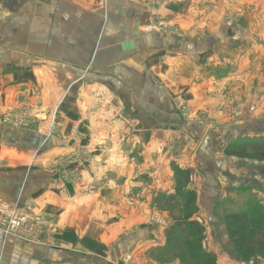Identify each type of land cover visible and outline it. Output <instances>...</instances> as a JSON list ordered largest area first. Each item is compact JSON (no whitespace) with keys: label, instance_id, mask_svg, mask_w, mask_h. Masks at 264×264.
Masks as SVG:
<instances>
[{"label":"crops","instance_id":"obj_1","mask_svg":"<svg viewBox=\"0 0 264 264\" xmlns=\"http://www.w3.org/2000/svg\"><path fill=\"white\" fill-rule=\"evenodd\" d=\"M178 4L167 1L149 9L142 0H0V207L24 214L31 201L32 214L43 222L32 220L15 236L4 235L0 223V264H95L99 259L96 264H109L114 243L116 260L131 251L128 242L118 243L126 219L111 223L109 210L98 215L99 230L89 233L95 194L87 187L99 176L98 164L92 159L72 163L70 154L122 150L127 135L143 136L141 150H163L168 157L176 137L183 140L176 152L195 145L178 103H189L199 115L214 102L220 79L214 73L206 81L199 63L205 49L219 45L224 35L180 41L150 30L156 24L188 28L190 13L181 16ZM236 63L229 77L238 75ZM15 111L28 117L26 123L15 124ZM237 120L243 123V113ZM235 127L226 126L224 134L235 133ZM207 134L221 143L211 130ZM203 139L195 154L204 163L197 189L202 202L214 199L215 186L248 190L247 181L257 186L264 178L261 167L260 178L238 177L232 166L237 158L219 161L218 150L210 159L201 157ZM67 152L70 157L64 159ZM135 157L133 165L142 168L135 174L152 176L153 182L159 181L155 172L168 177L166 158L157 169V160L152 166L150 157ZM113 163L102 160L101 172L111 171ZM114 171L112 180L125 184L126 170ZM114 194L102 192V198ZM147 238L140 229L133 236L138 242Z\"/></svg>","mask_w":264,"mask_h":264},{"label":"rangeland","instance_id":"obj_2","mask_svg":"<svg viewBox=\"0 0 264 264\" xmlns=\"http://www.w3.org/2000/svg\"><path fill=\"white\" fill-rule=\"evenodd\" d=\"M142 1L148 4L145 6L149 9L160 6L162 2L177 1L178 13L185 16L189 12L192 19L188 28L156 24L150 28L151 31L167 32L180 38V41L185 37L188 40L204 42L212 35L223 33L219 45L218 43L215 44L217 46L209 45V48L205 49L206 55L202 56L199 63L200 74L205 80L210 79L208 77L215 73L216 79H220L221 86L216 87L215 95L212 94L214 102L199 115H195L189 103L188 106L182 102L183 100L178 103L184 126L190 129L189 135L195 144L194 146L191 144L184 154L183 152L181 154V150L178 151L179 155L175 154L178 153L177 146H183V140H179V137H176L177 144L168 152V157L164 156L167 152L163 150H141L139 144H143V136L138 135H127L122 150L80 149L71 152L72 163L83 164L92 159L98 164L95 169L98 170L99 176L94 177V181L87 187L95 194L90 200L92 205L89 206V214L92 216V221L88 219L89 233L99 230L98 215L104 213L106 216L108 210L111 223L126 219L124 239H120L118 243L124 245L128 242L131 251L122 253L121 258L116 260L113 255L118 245L114 243L109 252V264H208L209 259H213L214 264H250L251 260L255 261V264H264V240L260 237L263 242L256 246L254 252L245 251L247 247L252 248L251 239L248 237L247 242L239 247L237 241L230 235L227 220L230 214L249 212L250 236H255L256 228L260 226L264 230V178L257 180V186H252L253 184L250 185L247 181L248 190L233 187L230 189L228 186L219 189L215 186L214 199L207 204L199 199L197 190L198 186L203 184L204 177L200 167L204 166V163L198 162L195 158L201 139L211 130L221 142L217 145L214 140L213 152L220 151L217 160L223 161L230 156L237 158V162L232 166H237L238 177L245 175L251 179L260 178V170L264 171V159H261L264 155V0H235L236 7H231L232 0H186L184 3L182 0ZM237 60L240 65L238 75L229 77L234 73ZM228 78H231V81L223 82ZM220 89L221 92L218 93ZM219 94L222 96L221 104L218 102ZM24 111L28 112V107H25ZM16 113L17 111L14 114L15 124H23V121L26 123L28 117ZM242 113L243 123H237ZM229 125L238 127H235V133L231 132V135L227 136L224 131ZM229 143L230 147H227ZM66 154L67 158L64 159L70 157L68 152ZM136 155L150 157L152 166L157 160V164L154 165L157 169L159 160L161 162L165 158L169 160L168 177L165 178L162 176L164 174L158 171L155 175L159 181L153 182L152 176L144 173L135 174L142 170L133 165L134 160H137ZM117 158L122 159L115 161ZM102 160L114 162L110 170L115 176H117L115 169L126 170L125 178L121 177L125 184L115 183L111 171L101 172ZM184 160L190 162L183 163ZM188 164L197 167L191 168ZM185 172L187 175H183ZM139 175L143 176L144 181H139ZM102 192L115 194L113 197L103 199ZM218 196L220 198H217ZM30 203L27 213H20L24 222L18 227L16 219L13 221L14 227L7 228V222L14 217L13 211L7 212V221L6 213H1L0 223L3 224L4 235L8 233L15 236L22 229L29 227V222L32 220L35 222L37 217L32 214L33 203L31 201ZM182 219L198 223L204 228V233L200 241H196L194 249L185 246L183 239L172 246L167 243L166 231L175 228L177 221ZM138 228L148 237L141 242L133 240ZM176 232L178 236L181 235L179 231ZM101 260L103 259H99L98 262Z\"/></svg>","mask_w":264,"mask_h":264},{"label":"trees","instance_id":"obj_3","mask_svg":"<svg viewBox=\"0 0 264 264\" xmlns=\"http://www.w3.org/2000/svg\"><path fill=\"white\" fill-rule=\"evenodd\" d=\"M261 159H264V155L261 157ZM183 175H187V172H185ZM228 220V229L230 232V235L232 236L234 241H237V245L240 247L242 243H246L247 239H251L250 245L251 247H247L245 251H255L256 246H259L260 243H262L264 240V230L261 228H256V235L251 237L250 236V216L249 212H237L230 214L227 216ZM176 225V223H175ZM180 232L179 234L176 232ZM204 233V228L198 223H195L193 221L188 222L187 219L177 221V225L175 228H170L166 231V240L168 245L172 246L174 243H179L181 239L185 240L183 244L191 246L192 249H194L196 246V241L199 242L200 238L202 237V234ZM259 235V237L257 236ZM262 240H261V238ZM199 239V240H198ZM253 240L255 242H253ZM208 264H214L213 259H209ZM206 263V262H205Z\"/></svg>","mask_w":264,"mask_h":264},{"label":"water","instance_id":"obj_4","mask_svg":"<svg viewBox=\"0 0 264 264\" xmlns=\"http://www.w3.org/2000/svg\"><path fill=\"white\" fill-rule=\"evenodd\" d=\"M213 149L214 142L211 138V134H207L198 149V154L203 158L210 159ZM250 264H255V261L251 260Z\"/></svg>","mask_w":264,"mask_h":264},{"label":"built area","instance_id":"obj_5","mask_svg":"<svg viewBox=\"0 0 264 264\" xmlns=\"http://www.w3.org/2000/svg\"><path fill=\"white\" fill-rule=\"evenodd\" d=\"M5 121H8V120H5ZM9 211L10 210H8V209H6V208H4L2 206L0 207V214L1 213L2 214H5L6 213V221H7V212H9ZM12 211H13L12 215H14V217L13 218H10V221L7 222V226H8L7 228L14 227V222L13 221L16 220V219H17L16 227H18L19 224H22V222H24V218H23V216L20 213H18L17 211H14V210H12ZM34 223L36 225H40L43 222H42V220H40V219L37 218V219H35V222Z\"/></svg>","mask_w":264,"mask_h":264}]
</instances>
